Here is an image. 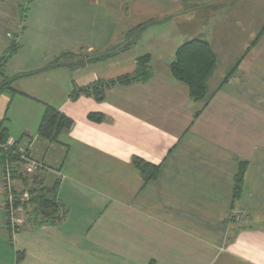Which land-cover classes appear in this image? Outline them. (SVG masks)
<instances>
[{"label": "crops", "instance_id": "crops-1", "mask_svg": "<svg viewBox=\"0 0 264 264\" xmlns=\"http://www.w3.org/2000/svg\"><path fill=\"white\" fill-rule=\"evenodd\" d=\"M184 2L202 3L201 32L188 27L195 16ZM25 3L0 0V60L16 45L3 68L14 93L0 94V134L44 168V186L58 184L65 216L12 233L0 160V264H264V34L251 47L264 0H31L23 18ZM200 33L218 57L207 104L170 68ZM145 55L148 82L108 86L101 102L90 94L134 74ZM46 105L74 122L58 143L38 135ZM134 158L159 166L158 178L146 182Z\"/></svg>", "mask_w": 264, "mask_h": 264}, {"label": "trees", "instance_id": "trees-1", "mask_svg": "<svg viewBox=\"0 0 264 264\" xmlns=\"http://www.w3.org/2000/svg\"><path fill=\"white\" fill-rule=\"evenodd\" d=\"M30 2L31 0H26V4L24 5V8L22 10L23 18H25L27 15L28 4ZM263 34L264 28L256 37L251 47L255 46L258 43ZM132 45L133 44L128 42L123 46L122 50H128ZM251 47L247 50L246 53L251 50ZM15 49L16 45L14 44L12 45L6 56H4V58L0 60V75L2 77V82L0 84V94L6 91L14 93V91L12 90L13 81L10 80V78L4 76L3 68L7 60L12 56ZM65 57H67V55L56 58V60L51 63L48 69L59 66L60 62L64 61ZM106 57H109V55L98 57L97 60ZM150 62V55L140 57L138 60V68L134 74L121 76L115 80L106 82L105 84L101 82L102 84L99 83L91 88L92 92L90 94L93 95V97L97 101L101 102L105 99L104 89L108 86L128 85L137 81L148 82L152 78ZM241 63L242 59H239L236 64L227 72L220 87H222L229 81L232 75L238 70ZM217 64L218 57L213 51L209 41L201 38H194L185 42L177 49L175 59L171 63L170 68L174 78L187 86L192 100L207 104L212 99V96L208 94L207 81L215 71ZM86 91H89V89ZM86 91L82 92L88 94L89 92ZM78 96L79 92L73 94L72 99H76ZM89 119L95 122H101L103 120V116L101 114H90ZM73 124L74 122L72 119H70L57 109L46 105L44 116L39 126L38 135L51 143H58L60 135L64 132L69 131L72 128ZM7 137V131L5 129L2 130L0 134V144L7 145ZM12 150L19 151L14 147H12ZM0 160L3 164L9 165L11 167L13 174L15 173V171L13 170V165L23 163V161L18 156L13 155L12 153L7 152L3 149H0ZM133 166L140 170L146 182L156 180L160 174L159 166L152 165L140 158L133 159ZM42 169H44L43 167L40 170L44 171ZM246 171L247 163L240 162V167L235 177V187L233 193L234 203L238 201L242 196ZM16 177H20V181L23 180L22 176L18 177L14 175V178ZM32 182L33 184L28 190L31 199L29 202L23 203L25 210H27V207L32 206V211H30L31 213L27 212V217L29 218L27 222L28 225H54L60 223L65 216V208L58 199V184H55L52 188H47L46 186H44L43 177H41L40 172L33 178ZM24 183L25 186L29 184L28 178L24 180ZM20 205L21 202L17 199L15 207H19ZM22 226L16 228L15 231L11 229L10 230L12 233L18 232L20 231ZM21 259V256H18V261H20Z\"/></svg>", "mask_w": 264, "mask_h": 264}, {"label": "rangeland", "instance_id": "rangeland-1", "mask_svg": "<svg viewBox=\"0 0 264 264\" xmlns=\"http://www.w3.org/2000/svg\"><path fill=\"white\" fill-rule=\"evenodd\" d=\"M193 3H195V2H192V4L188 3V2H184L183 5L186 6V7L184 8L183 13L187 14L190 11L193 14V16H195V20L192 23H190L188 27H190V29L193 31L192 32L193 34H196V33H198V31H200V32L202 31V29H200L202 27L201 16L203 14H205V13H204V11H202V3H197V2H196L197 4H193ZM263 6H264V3H263ZM197 8H199V9H197ZM203 26H204V24H203ZM144 28H145L144 25L138 26L128 36V38L126 39L125 44L130 42L134 46L136 44L137 40L139 39V37L141 36V33L143 32ZM200 34H201V36H200L201 39H205L207 37V34H202V33H200ZM65 60H67V59L65 58ZM150 67H151V65H150ZM20 152H22V151H20ZM24 153H26L27 156L30 157V154L27 151H25ZM19 166H21V168H22V170H21L22 173L19 174V175L22 176L23 180L18 185H16V183L14 182V179H13L14 188L12 189V191H13L14 194L16 193L15 194L16 198L21 202V205L19 207H16V209L18 211V215L20 216L21 220H25L26 221L24 224H28L27 222H28L29 218L27 217L28 216L27 212L32 211V206L31 207H27V210H25V207H24L23 203H26V202L30 201L31 196L29 195L28 190H29V188H31V185L33 184L32 180H33V178L35 176L38 175L39 170L41 169V167L37 168L32 173H28L24 163H21ZM11 175H12V178H14L13 171L11 172ZM26 178H28V182H29L30 185L28 184L27 186H25L24 180ZM6 191H7V189L5 188V192ZM235 218L236 217H234L232 215L231 219L233 220ZM244 218H245L244 216H243V218L241 217L242 220H244Z\"/></svg>", "mask_w": 264, "mask_h": 264}, {"label": "built area", "instance_id": "built-area-1", "mask_svg": "<svg viewBox=\"0 0 264 264\" xmlns=\"http://www.w3.org/2000/svg\"><path fill=\"white\" fill-rule=\"evenodd\" d=\"M0 149L6 150L7 152H10L13 155L18 156L25 164L28 173H32L33 171H35L37 168L40 167V164H38V162L33 160L31 157H28L26 153L16 150L13 151L10 144L7 145L0 144ZM11 172H12L11 167L9 165H6L5 188L7 189L6 197L8 203V208H7L8 222L10 229L15 231L16 228L24 225L26 221L21 220L20 216L18 215V211L15 207L17 198L12 191V189L14 188L13 186L14 183Z\"/></svg>", "mask_w": 264, "mask_h": 264}, {"label": "water", "instance_id": "water-1", "mask_svg": "<svg viewBox=\"0 0 264 264\" xmlns=\"http://www.w3.org/2000/svg\"><path fill=\"white\" fill-rule=\"evenodd\" d=\"M82 62V61H81Z\"/></svg>", "mask_w": 264, "mask_h": 264}]
</instances>
